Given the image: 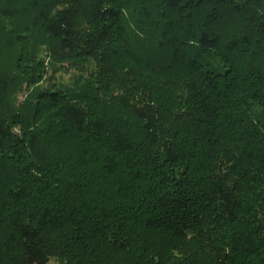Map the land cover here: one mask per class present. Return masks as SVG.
Returning a JSON list of instances; mask_svg holds the SVG:
<instances>
[{
    "label": "trees",
    "instance_id": "trees-1",
    "mask_svg": "<svg viewBox=\"0 0 264 264\" xmlns=\"http://www.w3.org/2000/svg\"><path fill=\"white\" fill-rule=\"evenodd\" d=\"M53 260L264 264V0H0V264Z\"/></svg>",
    "mask_w": 264,
    "mask_h": 264
},
{
    "label": "rangeland",
    "instance_id": "rangeland-1",
    "mask_svg": "<svg viewBox=\"0 0 264 264\" xmlns=\"http://www.w3.org/2000/svg\"><path fill=\"white\" fill-rule=\"evenodd\" d=\"M83 72H81L78 68L76 67H71V66H66L64 68H62L61 70L57 71V72H53V70L50 69L49 72V76L50 75H54V78L56 80V82H61L64 83L65 85H71L74 82V77L75 75H81ZM52 81H47L45 80L43 83V86H48L51 84ZM25 92L21 94V98H23ZM50 264H59L57 261L53 260L50 262Z\"/></svg>",
    "mask_w": 264,
    "mask_h": 264
}]
</instances>
